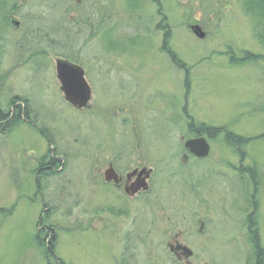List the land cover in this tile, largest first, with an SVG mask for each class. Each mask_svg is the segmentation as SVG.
<instances>
[{
    "label": "rangeland",
    "instance_id": "374dc122",
    "mask_svg": "<svg viewBox=\"0 0 264 264\" xmlns=\"http://www.w3.org/2000/svg\"><path fill=\"white\" fill-rule=\"evenodd\" d=\"M246 6L0 0V109L24 100L28 113L0 130V264H177L166 243L178 233L191 264H264V138L236 146L225 137L264 134V20ZM59 58L85 73L82 110L63 100ZM198 124L225 130L202 133L208 156L183 165ZM116 156L129 170L153 169L139 209L156 218L158 241L128 255L106 233L102 172ZM46 157L53 171L38 172Z\"/></svg>",
    "mask_w": 264,
    "mask_h": 264
},
{
    "label": "flooded vegetation",
    "instance_id": "af4514ba",
    "mask_svg": "<svg viewBox=\"0 0 264 264\" xmlns=\"http://www.w3.org/2000/svg\"><path fill=\"white\" fill-rule=\"evenodd\" d=\"M103 16H105L103 14ZM107 26L104 23L103 24V30L106 29ZM168 34L163 35V45L167 42ZM167 39V40H166ZM3 130V129H1ZM189 156V155H188ZM192 157V156H190ZM194 158V157H193ZM49 159L45 161L46 167L44 169L41 168V164H39L37 171H43V170H49L53 171L54 164L51 163ZM124 161L122 157H114L110 158V160L106 163V168L102 172V180H103V187L105 189V212H106V233L108 236L109 241L112 240L114 236H116V243L119 241L121 242V246H119L120 255H128L130 252H135L142 246H147V241H150L151 244L148 246H151L154 248V243L158 241V238L154 236V232L156 234L157 229V220L153 216H141L142 211L139 209V207L142 206V197H146L149 192V180L151 179L153 169L148 168L145 166H136L132 167L130 170L127 166L123 165ZM146 169V171L149 172V176L146 180L147 184V191L143 192L141 189L135 192L134 194L131 193V189H133L135 182L138 180V173ZM112 170L114 172V175L112 177V180L109 182L104 181V172ZM239 170V169H238ZM240 172L243 171V169L240 168ZM136 172L135 174H133ZM251 173L250 169H246V174L249 175ZM145 176L143 175L142 178ZM153 195V193H152ZM156 197V196H155ZM153 204V208L158 205L157 199L154 198V200L151 202L149 200V204ZM127 204L132 205L131 208L127 206ZM152 208V207H151ZM148 217V218H146ZM144 218H146L145 221ZM126 219H129V221H126ZM165 221L168 223L170 227L174 226V223L170 222V217L167 216ZM119 222V225L117 227L114 226ZM166 223V224H167ZM146 225L148 227V235L145 236V238H142V228L143 225ZM200 225H203L204 223L199 221L198 222V229ZM126 226L129 227V230H126ZM197 229V230H198ZM158 231V230H157ZM167 249L170 253V255L174 258L177 264H191L188 262L189 258H186L185 256V250L183 248H187L186 244L182 242L181 236L176 234L173 238L170 239V242L166 243ZM109 254L112 255L111 246H108ZM116 261L114 257H112ZM123 263V262H121ZM119 263V264H121ZM201 264V263H198Z\"/></svg>",
    "mask_w": 264,
    "mask_h": 264
},
{
    "label": "water",
    "instance_id": "95a60500",
    "mask_svg": "<svg viewBox=\"0 0 264 264\" xmlns=\"http://www.w3.org/2000/svg\"><path fill=\"white\" fill-rule=\"evenodd\" d=\"M11 25L17 28L19 26V23L16 20L11 19ZM191 31L195 35V37L199 39H203L205 37V34L198 26H192ZM55 74L56 79L60 84V91L63 94L65 102L68 103L72 108L77 110L86 108L91 99V90L85 80L83 69L80 66L70 63L66 60L56 59ZM184 149L187 153L198 159H204L209 154V146L206 140L202 137L186 140L184 143ZM180 161L182 164H186L187 155L183 154ZM135 173L136 172H134L133 174ZM113 175L114 172L112 170L106 171L104 173L105 181H111ZM143 175L145 176L144 178H142ZM148 176L149 172L145 169L141 170L138 173V180L135 182L133 189H131L132 194L140 189H142L143 191L147 190L146 180ZM202 228L203 225H200L198 231L201 232ZM183 249L186 252V258L192 255L190 250L186 248Z\"/></svg>",
    "mask_w": 264,
    "mask_h": 264
},
{
    "label": "trees",
    "instance_id": "16d2710c",
    "mask_svg": "<svg viewBox=\"0 0 264 264\" xmlns=\"http://www.w3.org/2000/svg\"><path fill=\"white\" fill-rule=\"evenodd\" d=\"M246 2H248V5H249L246 7L250 10L253 9L257 13V15L264 20V0H246ZM261 39H263V38H261ZM176 64L178 65V62H176ZM10 105H12V107L14 108L13 112L8 109L6 111V113H4L0 109V130L12 128L15 124H18L19 122L24 121V119L28 118V113L26 111V101L23 100V105H20V104L18 105V104H16V102H14L12 100L10 102ZM192 125L193 124L190 125V128L193 127ZM194 127H196L195 132L191 131L194 133L193 136H200V135H202V133L210 134L211 132L225 130L224 127H221L218 129L216 128L217 130L215 128L214 129L213 128L203 129L204 128L203 124L194 125ZM225 137L230 142L231 141L234 142L236 146H242V145H246L250 142H253L255 140L263 139L264 134H261L259 136L252 137V138H241V137H237L236 135H233L230 133L228 135V133H227V135ZM45 159H48V157H46ZM44 163L42 164L41 168L46 167V165ZM51 163H53V162H51ZM44 171L49 172V170H44ZM38 234L39 235H45V238H47L46 235H48V234H44L42 231H38ZM39 235L37 237H39ZM51 240H52V238L48 241V243L50 242L49 243L50 246H48V250H46V251H48V255L51 254V250H52V246H53V244L51 243ZM252 240H253V243H255L254 242L255 239H252ZM256 253L258 254L260 252L256 251ZM56 261H54V264H64L59 260H56ZM47 264H50V263H47Z\"/></svg>",
    "mask_w": 264,
    "mask_h": 264
}]
</instances>
